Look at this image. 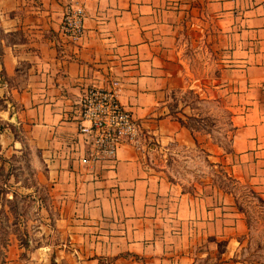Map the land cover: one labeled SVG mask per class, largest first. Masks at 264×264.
Here are the masks:
<instances>
[{"label":"crops","instance_id":"0c3cea01","mask_svg":"<svg viewBox=\"0 0 264 264\" xmlns=\"http://www.w3.org/2000/svg\"><path fill=\"white\" fill-rule=\"evenodd\" d=\"M73 1L86 10L78 41L60 32ZM206 42L225 63L214 84L233 125L223 161L264 198V0H0V69L48 199L37 208L44 243L4 264L235 263L248 227L233 194L211 182L188 190L166 172L176 146L218 151L171 104L194 86L186 47ZM114 79L142 143L89 166L79 98Z\"/></svg>","mask_w":264,"mask_h":264},{"label":"rangeland","instance_id":"374dc122","mask_svg":"<svg viewBox=\"0 0 264 264\" xmlns=\"http://www.w3.org/2000/svg\"><path fill=\"white\" fill-rule=\"evenodd\" d=\"M27 1L35 5L38 0ZM186 48L191 70L189 78L194 86L187 92L171 93V104L180 107L174 114L179 113L175 116L182 124L197 136H206L218 151L213 154L207 151L202 146L204 142L192 150L176 146L167 158L166 172L188 190H192L195 184L211 182L233 192L248 227L234 264H264V198L248 182H232L222 158L232 151L233 135L225 91L222 87H214L215 82L221 85L224 77V58L220 51L217 54L212 51L207 42L197 54L194 47ZM3 71L0 69L5 88V92L0 89V264L6 263L11 254L31 253L44 243L47 237L41 235L40 226L45 220L37 208L48 203L47 184L40 179L25 128L13 116V105L9 102L13 100L8 95L9 80L3 78ZM248 184L253 189L248 188Z\"/></svg>","mask_w":264,"mask_h":264},{"label":"built area","instance_id":"2783aa9c","mask_svg":"<svg viewBox=\"0 0 264 264\" xmlns=\"http://www.w3.org/2000/svg\"><path fill=\"white\" fill-rule=\"evenodd\" d=\"M86 10L77 2H70L64 10L60 32L71 41L84 35ZM120 81L114 79L109 88L91 86L79 98V132L85 136L87 154L84 163L93 166L102 161L115 162L123 144L139 147L142 127L118 98Z\"/></svg>","mask_w":264,"mask_h":264},{"label":"trees","instance_id":"16d2710c","mask_svg":"<svg viewBox=\"0 0 264 264\" xmlns=\"http://www.w3.org/2000/svg\"><path fill=\"white\" fill-rule=\"evenodd\" d=\"M182 121V120H181ZM230 180L232 181V182H234V183H241L242 181L241 180H239V179H237V178H235V177H233L232 175H230ZM249 185V184H248ZM252 188L250 185L248 186V188ZM253 189V188H252ZM252 191H254V190H252ZM232 192V191H231ZM233 193V192H232ZM254 193H256L255 191H254Z\"/></svg>","mask_w":264,"mask_h":264}]
</instances>
